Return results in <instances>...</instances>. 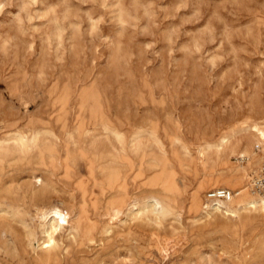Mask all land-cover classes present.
<instances>
[{
	"label": "rangeland",
	"instance_id": "rangeland-1",
	"mask_svg": "<svg viewBox=\"0 0 264 264\" xmlns=\"http://www.w3.org/2000/svg\"><path fill=\"white\" fill-rule=\"evenodd\" d=\"M263 163L264 0H0V264H264Z\"/></svg>",
	"mask_w": 264,
	"mask_h": 264
},
{
	"label": "built area",
	"instance_id": "built-area-1",
	"mask_svg": "<svg viewBox=\"0 0 264 264\" xmlns=\"http://www.w3.org/2000/svg\"><path fill=\"white\" fill-rule=\"evenodd\" d=\"M242 161L247 160V158H242ZM252 192L258 194L264 198V163L262 164L257 175L253 176L251 181ZM236 196L234 191L226 188H218L210 190L205 195V203L210 206L215 207L218 201H231Z\"/></svg>",
	"mask_w": 264,
	"mask_h": 264
},
{
	"label": "bare ground",
	"instance_id": "bare-ground-1",
	"mask_svg": "<svg viewBox=\"0 0 264 264\" xmlns=\"http://www.w3.org/2000/svg\"><path fill=\"white\" fill-rule=\"evenodd\" d=\"M240 158H247V160H249L248 157H244V156H242V157H240ZM231 191H232V190H231ZM234 192H235V191H234ZM235 193H236V196H237L238 193H237V192H235ZM251 194L254 195V196H256V197H259V198L262 199V200H264L263 197H261V196H259L258 194L252 192V190H251ZM236 196H235V197H236ZM235 197H234V198H235ZM234 198H233V199H234ZM221 202H223V203H227L226 201H218V202H217V207H218V208H221V207H222L223 204H222ZM154 205H155L156 207L160 208L159 204H158L156 201H154ZM51 213H53V215H54V219H53V221L56 222V221H57L56 218L59 216L58 212H51ZM50 215H51V214H50ZM49 221H50V220H49V217H48V218L46 219V221H45V224H47ZM53 226H54V224L52 225V227H53Z\"/></svg>",
	"mask_w": 264,
	"mask_h": 264
}]
</instances>
